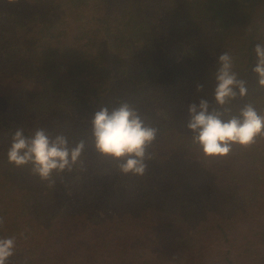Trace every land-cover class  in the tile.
<instances>
[{"label": "trees", "instance_id": "obj_1", "mask_svg": "<svg viewBox=\"0 0 264 264\" xmlns=\"http://www.w3.org/2000/svg\"><path fill=\"white\" fill-rule=\"evenodd\" d=\"M258 43L264 0H0L9 264H264V138L206 160L186 128L188 105L213 100L222 52L247 81L233 114L247 103L264 114ZM120 101L160 130L143 177L120 174L92 146V115ZM17 128L84 139L83 169L52 184L9 163Z\"/></svg>", "mask_w": 264, "mask_h": 264}, {"label": "clouds", "instance_id": "obj_2", "mask_svg": "<svg viewBox=\"0 0 264 264\" xmlns=\"http://www.w3.org/2000/svg\"><path fill=\"white\" fill-rule=\"evenodd\" d=\"M10 4L19 0H8ZM257 57L252 68L257 84L264 89V43L255 46ZM216 85L213 100L201 97L188 105L186 128L191 132L192 144L206 160L229 156L234 146L248 148L258 138H264V114L253 103L241 107L233 114L231 105L248 94L247 81L239 78L234 70V58L222 52L217 59ZM204 85L197 84L202 91ZM159 129L147 122L138 108L126 101L117 106L100 107L91 117L92 146L97 155L115 166L122 175L143 177L149 161L155 158L149 151L157 140ZM87 142L81 139L69 143L63 134L52 136L46 129L37 128L25 135L17 128L8 150V161L16 167L31 166V173L42 181L55 183L54 175L71 173L77 167L83 169V155ZM5 223L0 217V227ZM16 252V237H0V264H9Z\"/></svg>", "mask_w": 264, "mask_h": 264}]
</instances>
